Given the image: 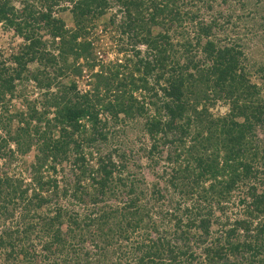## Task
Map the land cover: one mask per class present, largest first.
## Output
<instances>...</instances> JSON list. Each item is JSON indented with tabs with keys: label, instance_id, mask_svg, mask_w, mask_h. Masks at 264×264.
Segmentation results:
<instances>
[{
	"label": "trees",
	"instance_id": "1",
	"mask_svg": "<svg viewBox=\"0 0 264 264\" xmlns=\"http://www.w3.org/2000/svg\"><path fill=\"white\" fill-rule=\"evenodd\" d=\"M253 6L0 0L18 39L0 59V264H264V53L237 31Z\"/></svg>",
	"mask_w": 264,
	"mask_h": 264
},
{
	"label": "rangeland",
	"instance_id": "2",
	"mask_svg": "<svg viewBox=\"0 0 264 264\" xmlns=\"http://www.w3.org/2000/svg\"><path fill=\"white\" fill-rule=\"evenodd\" d=\"M262 7L260 6L259 8L258 7L255 8L253 6L250 9H248L246 12H244V13L242 12L244 14L243 17H245V16L246 17L249 16L250 18L254 17V19H255V23H254L255 30L253 32H251V30H250L251 29L250 25L252 23L248 24L247 27L246 26L244 27L243 23L245 21L242 22V20L239 21L240 24L238 23V25H240V27H239V29H237V31H239V30L241 31V33L239 35H241L240 37L245 38L244 40L247 42V45L253 46L249 50H247V53H249L250 55H252V53H254V55L260 56L261 58L263 55L262 53H264V51L262 52V49L256 50V46L259 43L260 39L264 37V26L262 28L260 27V24L264 25V15H263L264 12H263ZM237 13L240 14L241 10H238ZM249 13H251V14L249 15ZM100 26H103V24ZM96 33L102 34V33H100V31L96 32ZM237 34H238V32H237ZM253 34L255 36H253ZM231 35H232V37H235V39L238 37V35H235L233 33ZM17 40L18 39L16 37H13V33L6 32L5 30H3L0 27V59L5 58L3 56L5 51H6V55L9 57V55L17 49L16 48ZM107 40H111L108 34L106 36L101 37V40H99V42L105 43V41H107ZM19 41L21 42V40H19ZM96 43H98V42H96ZM114 43H116V42H114ZM261 45L263 46L264 44L261 42L260 45H258V47H261ZM8 57H7V59H8ZM101 57H103V60H105V61H112V62H117L118 60L123 59L122 55L118 54V47L116 45L113 46L112 50L111 49L108 50L107 54H104V55L102 54ZM27 89L31 91L30 87H27ZM34 94L36 96H39V93L37 90H35ZM13 105H16L15 108L18 110H22V109H24V111L27 110L26 103L24 101L22 102V100L15 101L13 103ZM212 112L214 115H218V114L223 115L227 112V108L224 105H221L218 103L215 108H212ZM140 129H141L140 125H136L134 123L126 125L124 123L123 125H121V130H123V132H122L121 138L118 139V143H122L123 145H126L127 147H132L134 149L135 153L137 154L135 159L137 160V163L140 165V167L135 165V166H133L134 168L132 170L136 169L135 172L138 173L137 174L138 177H142L144 180L151 182V181H154V177H155L154 173L156 171H158V167L154 168V171L153 170L151 171V169L148 168V166H147L148 164H147L145 154L143 152L138 151V149L141 148V146H142L141 143L144 142V138H142V132L140 131ZM148 144H149L148 140H146L145 145H148ZM33 158H34L33 153H31L25 157V159H27L28 161H32ZM17 172H19V170H17ZM236 212L237 211H235L233 213H236Z\"/></svg>",
	"mask_w": 264,
	"mask_h": 264
}]
</instances>
